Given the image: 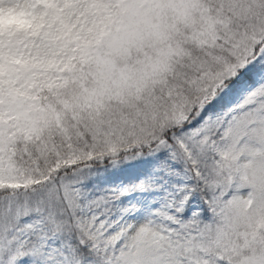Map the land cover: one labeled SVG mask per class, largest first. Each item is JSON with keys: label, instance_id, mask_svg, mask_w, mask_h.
<instances>
[{"label": "snow or ice", "instance_id": "1", "mask_svg": "<svg viewBox=\"0 0 264 264\" xmlns=\"http://www.w3.org/2000/svg\"><path fill=\"white\" fill-rule=\"evenodd\" d=\"M0 264H264V0H0Z\"/></svg>", "mask_w": 264, "mask_h": 264}]
</instances>
